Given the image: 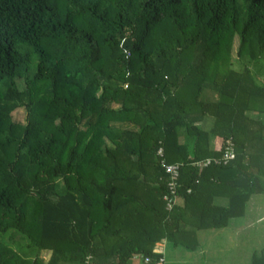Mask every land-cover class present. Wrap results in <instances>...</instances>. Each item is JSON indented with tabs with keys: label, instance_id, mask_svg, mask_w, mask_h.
Instances as JSON below:
<instances>
[{
	"label": "trees",
	"instance_id": "1",
	"mask_svg": "<svg viewBox=\"0 0 264 264\" xmlns=\"http://www.w3.org/2000/svg\"><path fill=\"white\" fill-rule=\"evenodd\" d=\"M21 108L19 134L0 128V264L154 262L153 238L116 227L138 211L125 184H155L170 240L189 201L202 204L199 226L218 228L264 192V151L246 152L264 143V123L248 115L264 109V0H0V112ZM204 116L209 128L195 125ZM213 137L231 138L235 158L198 169L218 155ZM159 147L182 163L171 212ZM221 171L232 173L225 207L197 185Z\"/></svg>",
	"mask_w": 264,
	"mask_h": 264
},
{
	"label": "crops",
	"instance_id": "2",
	"mask_svg": "<svg viewBox=\"0 0 264 264\" xmlns=\"http://www.w3.org/2000/svg\"><path fill=\"white\" fill-rule=\"evenodd\" d=\"M261 110V109H260ZM256 110L249 112V116H258L264 123L263 111ZM213 119L204 116V121L197 122L195 125H203L209 128ZM133 128L134 126L128 125ZM264 135V130H263ZM178 140L180 143L187 144V152L191 155L193 138L188 136L186 130L181 128L178 131ZM264 143L253 142L247 146V154L257 155L263 152ZM210 146L219 153L222 146L220 137H213L210 140ZM181 150V149H180ZM183 153V150L180 151ZM227 172H218L214 177L210 176L204 182H198L197 185L203 199L207 200L211 196L212 205L225 207L228 203V191L222 186V181L232 176ZM152 182L127 183L126 191L133 193L139 200L136 205L138 211L133 212L124 210L121 218H116V227H119L123 233L133 234L142 233L154 239L153 251L160 254L164 264H252V257L257 252V239L264 237V231H260L258 223L263 222L264 210V192L253 193L250 195L243 216L231 218L223 227H201L200 210L202 204L195 201H189L179 210V216L182 219L178 232L174 235V240L164 238L161 234L159 223L160 202L156 199L157 193ZM261 186L264 190V177H261ZM207 195V196H206ZM133 206H131L133 208ZM100 213V211L98 212ZM229 231L228 237L226 232ZM262 250V249H261ZM48 257H49V251ZM141 256L135 255L129 260V264H141ZM166 261V263H165Z\"/></svg>",
	"mask_w": 264,
	"mask_h": 264
},
{
	"label": "built area",
	"instance_id": "3",
	"mask_svg": "<svg viewBox=\"0 0 264 264\" xmlns=\"http://www.w3.org/2000/svg\"><path fill=\"white\" fill-rule=\"evenodd\" d=\"M156 157L158 165L162 168L166 176V192L162 197L164 202V209L167 212L173 210L174 204L177 201V188L179 187V170L182 165L181 162L168 163L165 159L164 150L162 147L157 148ZM235 158V145L231 138L226 139L218 153L211 158H206L201 161H196L192 163L198 169H202L209 166H221L226 165L231 160ZM190 192V189L187 190V193ZM141 264H164L163 259L160 257L154 262L150 258L145 257L142 259Z\"/></svg>",
	"mask_w": 264,
	"mask_h": 264
},
{
	"label": "rangeland",
	"instance_id": "4",
	"mask_svg": "<svg viewBox=\"0 0 264 264\" xmlns=\"http://www.w3.org/2000/svg\"><path fill=\"white\" fill-rule=\"evenodd\" d=\"M233 67L237 70H241L242 69V65L233 59ZM36 95H38L37 93H35ZM38 97V96H37ZM25 120H26V113H25V110L24 109H17L16 111H14L13 113H11L10 115V118H7L3 113L0 112V128L2 129H6L9 125V123H13L16 125L15 127V133L16 134H19V131H20V126H23L25 124ZM109 145L110 142H109ZM43 163L46 164L47 163V160H43ZM40 172V169H34L32 171H30V173L28 174V176L25 177V184L29 185L30 181H31V178L38 174ZM44 172V168L41 169V173ZM62 186L61 184H59V189H61ZM262 209L264 210V205L262 207ZM264 213V212H262ZM257 226L260 228V231H264V218H263V222L261 223H258ZM226 237H228L229 235V231L226 232ZM257 252H260L261 249L264 248V237H259L257 239ZM40 256L46 260L48 258V252L47 251H42ZM166 263V261H165Z\"/></svg>",
	"mask_w": 264,
	"mask_h": 264
}]
</instances>
